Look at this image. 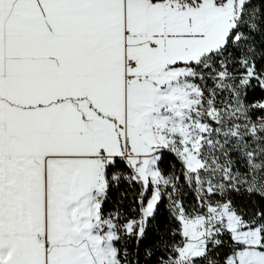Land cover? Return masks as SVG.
Masks as SVG:
<instances>
[{
    "label": "snow or ice",
    "instance_id": "6c2138e0",
    "mask_svg": "<svg viewBox=\"0 0 264 264\" xmlns=\"http://www.w3.org/2000/svg\"><path fill=\"white\" fill-rule=\"evenodd\" d=\"M0 264H264V0H0Z\"/></svg>",
    "mask_w": 264,
    "mask_h": 264
}]
</instances>
